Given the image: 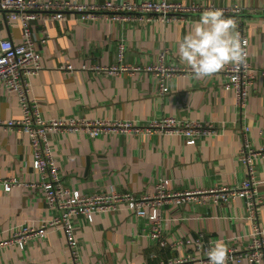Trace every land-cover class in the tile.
Listing matches in <instances>:
<instances>
[{
	"label": "crops",
	"instance_id": "crops-1",
	"mask_svg": "<svg viewBox=\"0 0 264 264\" xmlns=\"http://www.w3.org/2000/svg\"><path fill=\"white\" fill-rule=\"evenodd\" d=\"M70 1L102 5L107 0ZM170 1L243 10L236 19L249 39V61L257 73L247 108L235 106L234 95L223 88L222 72L206 79H195L186 71L176 73L165 79L167 91L162 92L157 74L146 70L109 75L82 68L119 64L123 47L120 64L185 70L176 55V41L200 14L178 23L149 18L111 21L107 13L98 20L83 21L81 14L73 11L63 21H56L40 13L31 25L39 40L43 69L31 80L30 97L38 101L43 117L130 121L145 126L151 120L173 116L209 122L218 129L215 136L199 139L195 145H188L182 136L161 133L98 138L83 133L52 135L65 187L88 195L118 192L139 197L155 194L161 179L169 181L170 192L184 193L236 187L248 178L239 154L245 142L253 148L264 145V76L260 73L264 67V0ZM22 33L19 25L0 19V40L20 43ZM44 33L47 43L40 41ZM67 64L73 67L72 72L61 69ZM22 117L18 98L0 86V181L17 179L22 184L10 192L0 185V242L10 238L16 228H37L55 215L33 169L28 135L8 125ZM255 169L261 200L258 222L264 234V160H256ZM160 216L168 242L165 248L148 238L149 220L127 207L96 214L92 222L79 216L75 220L76 240L83 264H164L187 255L202 258L196 264H208L207 252L194 246L201 233L207 241H224L228 249L247 248L253 235V222L247 219L242 198L231 204L210 199L200 204H166ZM185 240L193 244L173 245ZM0 264H72V258L64 232L50 229L45 239L29 242L24 250L18 246L0 249ZM228 264L256 263L243 260Z\"/></svg>",
	"mask_w": 264,
	"mask_h": 264
},
{
	"label": "built area",
	"instance_id": "built-area-1",
	"mask_svg": "<svg viewBox=\"0 0 264 264\" xmlns=\"http://www.w3.org/2000/svg\"><path fill=\"white\" fill-rule=\"evenodd\" d=\"M207 8L200 4L184 5L170 0H143L141 2L115 3L107 0L102 5L84 4L70 0H0V19L7 24L19 25L22 30L20 43L10 40H0V86L18 98L23 117L15 122H8L19 132L28 135L33 148V169L40 176L46 204L55 211L50 220H43L40 227L22 226L16 228L12 236L0 242V249L18 246L25 249L31 241L43 240L50 229H61L66 238V245L71 254L72 264H83L82 255L76 240L75 220L79 216L92 222L96 214H107L121 210L123 207L131 209L138 217L149 220L150 224L147 236L155 241L159 247L165 248L168 242L164 237V220L160 216L161 208L172 203H205L213 200L231 204L236 199L246 201L247 219L253 222V235L250 245L245 249L230 248L228 263H241L249 260L256 264H264V234L258 222V208L261 200L258 192V184L255 179V161L264 160V145L253 148L245 142L239 160L248 171L246 178L236 187H222L212 190H194L184 193H172L169 191V181L159 180L156 185L157 192L153 195L135 196L132 193L110 192L103 194H83L77 190H71L62 183L61 174L54 156L51 144V136L58 134L83 133L91 138L107 135H152L161 133L166 135L182 136L188 145H195L196 141L203 138H211L218 133L214 124L206 122H191L179 120L173 116H166L148 122L145 126L130 121L111 120H86L76 118H52L43 117L39 103L30 97L31 80L40 74L43 69L42 54L37 49L38 39L34 33L31 22L38 19L40 13H47L56 21H63L68 12L81 14L83 21H93L101 18L102 13H107L111 21L117 20H144L149 18L159 19L163 22L184 23L188 16L199 15ZM222 9V8H218ZM226 17L236 19L242 13V9H223ZM237 21L241 37L247 41L248 58L246 67L236 71L229 66L224 74L223 88L234 95V104L240 110L248 106L250 88L256 79V71L249 61V39L243 25ZM48 35L44 33L42 43H47ZM120 63L123 58V47L120 48ZM163 57V56H162ZM117 64L111 68L83 66L84 70H94L109 75L125 72H138L146 70L157 74L158 84L162 92H166L165 79L176 73L189 72L188 69L180 70L160 66L133 67ZM68 72L73 71L70 64L61 67ZM264 76V67L260 70ZM1 123V122H0ZM248 130V129H247ZM5 192H10L14 187L22 184L17 179L0 181ZM35 186V185H33ZM212 240L207 241L204 233H201L194 242L197 251L207 252ZM193 244L189 240L177 241L174 246ZM208 245V246H207ZM202 258L187 255L173 258L164 264H196Z\"/></svg>",
	"mask_w": 264,
	"mask_h": 264
},
{
	"label": "clouds",
	"instance_id": "clouds-1",
	"mask_svg": "<svg viewBox=\"0 0 264 264\" xmlns=\"http://www.w3.org/2000/svg\"><path fill=\"white\" fill-rule=\"evenodd\" d=\"M176 44L179 61L195 79L212 78L229 66L239 71L247 64V41L236 19L226 17L223 9H205ZM228 252L224 241L212 242L206 253L208 264H228Z\"/></svg>",
	"mask_w": 264,
	"mask_h": 264
}]
</instances>
